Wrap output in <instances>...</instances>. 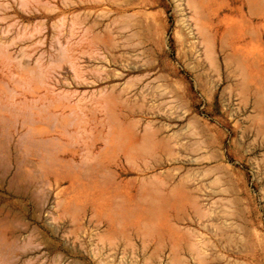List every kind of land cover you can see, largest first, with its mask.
I'll list each match as a JSON object with an SVG mask.
<instances>
[{"label":"rangeland","instance_id":"374dc122","mask_svg":"<svg viewBox=\"0 0 264 264\" xmlns=\"http://www.w3.org/2000/svg\"><path fill=\"white\" fill-rule=\"evenodd\" d=\"M118 1L0 0V264H264V86Z\"/></svg>","mask_w":264,"mask_h":264},{"label":"bare ground","instance_id":"6f19581e","mask_svg":"<svg viewBox=\"0 0 264 264\" xmlns=\"http://www.w3.org/2000/svg\"><path fill=\"white\" fill-rule=\"evenodd\" d=\"M123 1L124 0H122L120 3L118 1V4L123 5V4H121V3H123ZM176 1H177V8H179L178 11L180 10L179 12H181L182 14L185 13V9H186V7H188L192 11L193 17H197V18H201V19L205 20V23L203 24L202 28L200 29L199 35H200L201 43L204 44V49H203L202 53H204L205 57H208L207 58L208 60L210 59L216 63L217 60H219V58H222V60L225 64V68H228L230 66H236L234 68V69L237 68L235 70V73H236V71H238V68L247 72L249 77L252 80L253 86H255L254 85L255 83H261L260 85L264 86V50L259 55H257V54L253 55V54H251L245 50V46L247 44L246 41L249 40L250 37H252L254 39V37L252 35H256L259 45L264 47V0H234L233 6L230 8V10L232 12L237 13L244 20V22L246 24L244 28L232 26L229 24H223L219 20H214L215 15L213 14V6L219 0H175V2ZM116 3L117 2L115 0V4ZM126 3H127V1H125V3H124L125 6H126ZM127 5H128V3H127ZM219 9H220V7H219ZM261 11H263V12H261ZM215 12H217V11H215ZM182 14H181V16H182ZM184 16H185V14H184ZM181 24L184 27L190 26L189 23L185 20V17H184V19L181 20ZM197 29H198V27H197ZM191 35H194L193 39H198V37L197 38L195 37V34L193 32L191 34V32L189 31L188 36H191ZM196 63L198 64V62H196ZM197 64H196V66H197ZM234 69H232V71H234ZM241 70H240V72H241ZM230 72L231 71H228V73H230ZM233 73H232V75H233ZM241 73H238L239 76L236 75L234 77L238 79L240 77ZM244 73L242 74L243 76L242 75L241 76L243 77V79L245 81L246 74H244ZM244 75H245V78H244ZM235 78H234V80H236ZM255 79H259V80L256 82ZM240 81H242V78L240 79ZM240 81H238V82H240ZM244 81L240 82V83L243 84ZM238 82L236 83V87L238 85L241 86L240 84H238ZM245 83H244V85L246 86ZM239 86L237 88H239ZM248 86H246L247 91L249 88ZM261 88H263V87H261ZM240 89L245 90L244 87L243 88L241 87ZM237 90H239V89H237ZM252 91L251 92L254 96L255 95L254 91H256V88ZM260 92L262 93V91H260ZM247 93H246V95H248ZM256 94L259 95V92L257 91ZM242 95L244 96V94H242ZM258 95H257V100H259L258 98L261 97L260 96L261 94L259 95L260 97H258ZM245 98L247 99V101H249L248 96H245ZM254 98H255L254 102H256V96H254ZM259 101L263 103V101H261V100H259ZM259 101L257 102L258 103L257 105L260 106ZM253 105H255L254 107H256V104H253ZM261 105H263V107L260 106L263 109L264 104H261ZM256 108H258V107H256ZM262 109H260V110H262ZM26 133H29V132H26ZM62 175H64V174H62ZM56 177L58 178L61 176L56 174ZM64 177H68V176H64ZM64 177H61V178L64 179ZM57 180H59V178ZM67 180H68V182H70V184H72V181H73L72 177H68ZM71 186H73V185H71ZM125 198L127 199L126 196H125ZM91 207L94 209L95 205L92 203Z\"/></svg>","mask_w":264,"mask_h":264}]
</instances>
